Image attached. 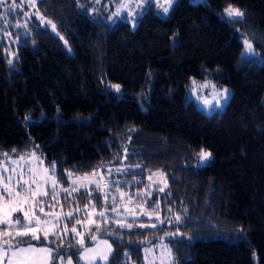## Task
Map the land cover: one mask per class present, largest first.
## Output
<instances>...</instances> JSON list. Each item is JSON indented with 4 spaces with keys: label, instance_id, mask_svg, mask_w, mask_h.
<instances>
[{
    "label": "trees",
    "instance_id": "obj_1",
    "mask_svg": "<svg viewBox=\"0 0 264 264\" xmlns=\"http://www.w3.org/2000/svg\"><path fill=\"white\" fill-rule=\"evenodd\" d=\"M77 1L37 0L56 34L35 22L25 34L4 27L0 5V155L36 151L62 188L69 173L123 161L132 195L159 172L165 187L145 207L171 222L97 221L82 245L70 234L19 245L52 249L51 264H79L93 236L111 245L106 264H144L159 242L176 264H264V0H176L166 17L148 10L112 27L78 13ZM229 5L242 22L224 16ZM245 39L252 55H242ZM191 80L229 88L223 109L187 100ZM202 149L211 157L197 166ZM66 199L63 210L87 204L85 191Z\"/></svg>",
    "mask_w": 264,
    "mask_h": 264
},
{
    "label": "rangeland",
    "instance_id": "obj_2",
    "mask_svg": "<svg viewBox=\"0 0 264 264\" xmlns=\"http://www.w3.org/2000/svg\"><path fill=\"white\" fill-rule=\"evenodd\" d=\"M175 2L176 0H172L169 6L165 3V0H78L76 9L78 13L95 23H104L112 27L118 22L124 21L130 26H134L139 17L148 10L162 18L168 16ZM190 2L193 4L203 3V0H190ZM12 4L13 0L5 2L2 16L4 27L9 25L13 31H21L25 34L27 33L26 28L28 24L35 22L36 25L47 28L51 33L56 34V29L54 31L52 27L54 24L49 23L47 18L41 16L37 12L36 6H31V0H15V8H11ZM160 4L168 7V12L165 13L163 8L158 6ZM122 5H126V7H122ZM224 16L227 17L225 12ZM4 38L7 43H16L15 38L11 34H5ZM252 54L253 51L247 52L244 44L242 55ZM225 90H227L226 93ZM229 96L230 90L226 86L218 87L211 80H191L190 90L186 95V99L192 101L204 113L210 114L214 111L222 110ZM33 153L35 154L34 156ZM206 162H202L198 158L196 165L201 166ZM125 167V164L121 161L119 166H110L96 170L93 172L95 175L92 173L87 176L88 179L86 180H77L75 185H73L72 181L76 177L83 178L85 176H72L69 179V184L63 188L71 190L72 187H77L79 191H85L87 207L85 205L83 207L63 210L62 200H67L66 198L72 197L79 191L68 195V193L61 190L62 187L59 185H56L55 190H53L51 179H49V177H52V174L50 170L48 173L44 172L46 167L42 164L41 158L36 151L32 150L29 153L20 154L17 150H12L8 154L0 155V177L3 178L0 180V194H3L5 197L4 200H0V205L8 203L9 199L17 201L18 204L22 203L23 197L27 196L29 202L23 204V207L30 212H34L39 217L41 225L38 235L40 236L39 239L45 241L47 239L44 236L45 231H48V236L53 235V233L60 235L70 234L78 242L81 239L84 241L85 234H87L91 226L97 224V221H102L103 224L113 221L114 225L119 226H128L135 220L144 221L143 224L135 223L136 226H153L161 223L169 225L171 222L169 219L162 218L158 212H155V209L147 210L145 207L146 200L149 198V191L154 187H158L159 189L165 187L162 175L159 172L151 173L147 178L146 189L131 195L127 191V185L123 184L125 180L124 174L127 172ZM33 179L36 180L35 184L31 183ZM25 180L29 181V184H24L23 181ZM46 180L47 183H45ZM5 184L12 188L14 193L19 192L20 197L17 198L13 195V197L8 198ZM97 184L100 186L99 190L97 189ZM29 186L37 193L35 197H32L31 193L28 192ZM45 192L47 195L43 194ZM105 196H107V199H105ZM93 205H95L94 208ZM101 212L104 213L103 216L99 215ZM69 213L72 215L69 216ZM22 216V212L11 213V218ZM71 220L72 224L67 228L66 225ZM44 221H49L50 223L44 224ZM89 221H92V223ZM24 223L27 224V221L25 220ZM31 227H36L35 220H33ZM73 228L76 229L75 232L72 231ZM0 230L11 233L13 241H19L23 238L32 241L38 240L33 239L30 235L27 237H17L16 231L18 227L10 228L7 225H0ZM6 239H8V236H0V246L5 247V249H7V245H4L3 241ZM29 245L37 249L45 248L43 245L37 246L32 244L18 246L26 248ZM108 245L110 244L106 239H94L89 246L81 248L78 255L79 264H106L111 253L108 250ZM105 254L107 255V259H101L100 257ZM10 258L11 250H8L7 255H4L0 259V264H9ZM48 264H51V258H49ZM55 264H68V260L57 261ZM144 264L176 263L172 255H169V250L166 246L162 242H159L145 248Z\"/></svg>",
    "mask_w": 264,
    "mask_h": 264
},
{
    "label": "snow or ice",
    "instance_id": "obj_3",
    "mask_svg": "<svg viewBox=\"0 0 264 264\" xmlns=\"http://www.w3.org/2000/svg\"><path fill=\"white\" fill-rule=\"evenodd\" d=\"M4 3H5V0H0V5H3ZM35 3H36V0H31V6L34 7ZM165 3H167L170 6L172 3V0H165ZM158 6L162 7L163 11L165 13L168 12V10H169L168 7H164L163 4H160ZM15 7H16L15 0H13V4L11 5V8H15ZM122 7H126V5H122ZM11 8H10V10H11ZM225 13L227 14V17L230 19V21L233 23L242 22V18L245 15L243 11H241L239 8L233 7L232 5H229L225 9ZM41 19H43V18L41 17ZM49 23H50V21H49ZM52 27H53V30L55 31V25H52ZM61 39H63V37H61ZM65 43H67V42L65 41ZM244 44H245L247 52L253 51L252 44L249 40L245 39ZM9 63H11V61H9ZM113 87L117 91L120 90L119 85H113ZM226 92H227V90H225V93ZM205 102L207 103V101H205ZM34 155L35 154L33 153V156ZM198 155H199L200 161H202V162H206L211 157V153L207 152L203 149L199 152ZM21 159H23V157H21ZM51 171L53 173V177H49V179H51V184L53 186V190H55V187L58 184V181L54 178L55 163H53L51 165ZM118 171H119V169H118ZM44 172L48 173L49 169L45 168ZM72 175H73L72 173H69V178H71ZM93 175H95V173H93ZM149 178L151 179V177H149ZM2 179L3 178L0 177V180H2ZM81 179L86 180V179H88V177L87 176H85L83 178L76 177V179L72 181L73 185L76 184L77 180H81ZM23 183L29 184V181L25 180V181H23ZM31 183L35 184L36 180L33 179L31 181ZM45 183H47V180L45 181ZM99 188H100V186H99V184H97V189L99 190ZM5 190H6L8 198L13 197V195H15V197H17V198L20 197V193L19 192L14 193L13 189L8 187L7 184H5ZM61 190L68 193V195H71L72 192L79 191V188L72 187L71 190H69L67 188H62ZM160 190L163 191V189H160ZM28 192L31 193L32 197H35L37 195V193L35 191H33V189L30 186L28 188ZM43 194L47 195L46 192ZM4 199H5L4 195L0 194V200H4ZM105 199H107V196H105ZM28 202H29V198L27 196H25V197H23L22 203L18 204L17 201L9 199L8 203H6L4 205H0V225H7L10 228L18 227V230L16 231L17 237H27L30 235L33 239H39L40 236L38 235V231L40 230L41 221H40L39 217H37L35 215L34 212H30L29 210L24 209L23 204L28 203ZM86 207H87V205H86ZM94 207H95V205H93V208ZM41 211H43V209H41ZM13 212H22L23 216L11 218V213H13ZM68 215L71 216L72 214L69 213ZM99 215L103 216L104 213L101 212V213H99ZM25 220L27 221V224L24 223ZM33 220H35V222H36V227H31ZM176 221L180 222L181 217L177 216ZM89 222L92 223V221H89ZM43 223L48 224L50 222L44 221ZM77 223H79V221H77ZM72 231L75 232L76 229L73 228ZM53 235H55V233H53ZM77 235H79V233H77ZM0 236H8V239L3 241V244L7 245V249H5V247H3V246H0V259H2L4 255H7L8 250H11V258L9 260V264H48V260L51 257V254L53 251L52 249L46 248V247L37 249V248L32 247L31 245H29L26 248L25 247H19L18 246L19 243H22L23 241H17V244L14 246L13 242H12L13 237L11 236V233L3 231V230H0ZM44 236H45V238H47L48 231L44 232ZM92 238L95 239L94 236ZM83 243H84V241H83V239H81L80 244L82 245ZM108 250H109V252L111 251V245H108ZM169 255L171 256L170 250H169ZM100 258L106 260L107 255L106 254L102 255ZM68 264H72V261L70 259L68 260Z\"/></svg>",
    "mask_w": 264,
    "mask_h": 264
}]
</instances>
